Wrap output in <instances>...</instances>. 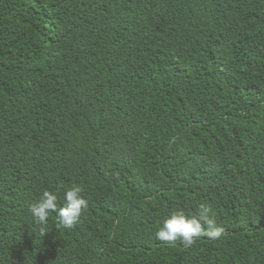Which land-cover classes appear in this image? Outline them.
I'll list each match as a JSON object with an SVG mask.
<instances>
[{
	"label": "trees",
	"instance_id": "1",
	"mask_svg": "<svg viewBox=\"0 0 264 264\" xmlns=\"http://www.w3.org/2000/svg\"><path fill=\"white\" fill-rule=\"evenodd\" d=\"M0 264H264V0H0Z\"/></svg>",
	"mask_w": 264,
	"mask_h": 264
},
{
	"label": "clouds",
	"instance_id": "2",
	"mask_svg": "<svg viewBox=\"0 0 264 264\" xmlns=\"http://www.w3.org/2000/svg\"><path fill=\"white\" fill-rule=\"evenodd\" d=\"M83 189L79 185L72 186L64 191V204L57 207L58 197L55 193L45 190L40 199L30 206L33 221L46 224L50 213H55L57 222L65 229H71L77 223L82 212L87 208V200L82 195ZM223 232L214 219L210 217V209L201 206L198 214L187 216L183 211H177L164 220L156 232L161 241H182L191 246L195 238L207 236L218 239Z\"/></svg>",
	"mask_w": 264,
	"mask_h": 264
}]
</instances>
